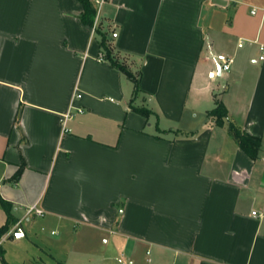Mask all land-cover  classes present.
I'll return each mask as SVG.
<instances>
[{"label":"crops","instance_id":"1","mask_svg":"<svg viewBox=\"0 0 264 264\" xmlns=\"http://www.w3.org/2000/svg\"><path fill=\"white\" fill-rule=\"evenodd\" d=\"M83 10L0 0V197L11 228L22 221L19 238L59 228L57 248L75 261L65 264H110L112 250L131 264H264V0L106 2L104 30L141 73L135 98ZM220 53L234 58L229 71ZM216 99L228 109L221 126L208 115ZM72 103L84 111L65 130ZM229 122L262 138L257 159ZM32 206L45 214L27 215ZM102 235L99 254L91 242Z\"/></svg>","mask_w":264,"mask_h":264},{"label":"trees","instance_id":"2","mask_svg":"<svg viewBox=\"0 0 264 264\" xmlns=\"http://www.w3.org/2000/svg\"><path fill=\"white\" fill-rule=\"evenodd\" d=\"M84 7V10L81 14L82 23L89 27L93 28L94 22L97 16V4L96 0H79ZM109 2L110 0H106ZM109 20V17L105 16L104 13L101 16V20L96 29V33L100 36V46L104 57L110 62V64L123 71L134 83V98L141 92V73L136 74L128 64V57L112 44L108 36V32L104 30L105 22ZM113 32V31H112ZM130 107L144 115L149 117L153 111L147 107L136 106L133 104V100L130 102ZM21 109H19L16 117V121H19ZM208 115L212 117L217 125H223L228 118V109L224 103L216 99V106L208 112ZM229 133L238 143L239 147L252 159H257L259 157L260 149L262 146V138L253 134H250L244 131L241 127L233 122H229L228 125ZM24 165H21L15 175L11 178L12 181L18 182L20 176L23 172ZM2 206L4 207L7 213V221L5 224L0 226V240L2 237L11 229V226L15 223L14 218L12 217L11 208L12 205L10 202L6 201L0 197ZM1 248V246H0ZM7 264V263H5Z\"/></svg>","mask_w":264,"mask_h":264},{"label":"rangeland","instance_id":"3","mask_svg":"<svg viewBox=\"0 0 264 264\" xmlns=\"http://www.w3.org/2000/svg\"><path fill=\"white\" fill-rule=\"evenodd\" d=\"M2 213L4 212L0 206V225L3 224L5 218V215ZM27 224L28 222H26V225ZM36 227L40 230L41 225L36 223ZM53 228L46 230V237L44 236V238L32 236L19 238L16 234L12 235L13 238L5 240L0 248V264H65L67 261L71 263L75 262L72 257H67L66 251H62L63 248L60 246L63 243L59 244L60 246L57 248L58 244L56 241L61 237L62 231L59 228ZM52 230L54 231L52 232ZM104 237L105 235L96 236L95 240L91 242V247L99 254L106 252ZM34 242L44 247L47 252H52L55 258H52L45 252H41L40 249L34 245ZM78 242H81L82 245L86 243L83 240ZM66 244H68V241ZM110 253L115 257L114 262L110 264H131L129 259L124 258L118 250H112ZM92 259L93 258H87L82 264L100 263L98 259H96V263H94L95 261Z\"/></svg>","mask_w":264,"mask_h":264},{"label":"built area","instance_id":"4","mask_svg":"<svg viewBox=\"0 0 264 264\" xmlns=\"http://www.w3.org/2000/svg\"><path fill=\"white\" fill-rule=\"evenodd\" d=\"M106 0H96V4H97V16H96V20L94 22V26L92 28V32L95 33L96 29L99 25V22L101 20V16L103 15V8L104 5L106 4ZM262 51H264V46L261 47ZM217 61L220 64V68L222 71H229L232 68V65L234 63V58L230 55L224 54V53H220L216 56ZM264 56H261V59H263ZM81 94L76 91L74 98H78L80 97ZM84 111L83 107H79L74 105V103H72V105L70 106V109L68 110L67 113H65L63 115V119H62V123L64 126V129L67 130V121L69 119H71L76 113H82ZM45 214V211L37 206H32L28 209L27 211V215H37V216H43ZM22 221L17 222L14 227H12L1 239V241L6 240L8 238H10L12 235L16 234L17 228L21 225ZM0 241V244H1Z\"/></svg>","mask_w":264,"mask_h":264}]
</instances>
